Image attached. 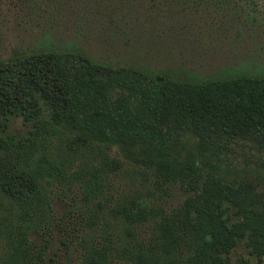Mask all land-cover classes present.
<instances>
[{
  "label": "trees",
  "instance_id": "16d2710c",
  "mask_svg": "<svg viewBox=\"0 0 264 264\" xmlns=\"http://www.w3.org/2000/svg\"><path fill=\"white\" fill-rule=\"evenodd\" d=\"M5 2L73 33L88 20L113 40L127 29L125 45L132 28L154 47L200 21L222 27L219 16L264 34V0ZM263 260L264 72L179 76L76 46L0 57V264Z\"/></svg>",
  "mask_w": 264,
  "mask_h": 264
},
{
  "label": "rangeland",
  "instance_id": "374dc122",
  "mask_svg": "<svg viewBox=\"0 0 264 264\" xmlns=\"http://www.w3.org/2000/svg\"><path fill=\"white\" fill-rule=\"evenodd\" d=\"M125 13L128 19L133 15L131 12ZM54 14L53 19H46L48 15L43 16L39 10L7 2L0 4V57L46 46L60 49L76 46L97 61L140 64L154 71L167 67L179 76L206 77L223 69L234 68L264 72V48L261 46L264 44V34L256 38V35L236 28L233 23L229 26L230 22L222 21L220 16L217 20H221L222 27L214 26L212 30L200 21L199 28L189 30L192 35L186 34L183 27L174 30V36L180 42L171 43L156 38L152 47L148 42L145 46L143 36L142 41L141 36L136 37L135 28L131 30L133 43L130 41L125 45L126 36L122 33H128L127 29L113 34V40L103 29L97 28V22L88 20L85 27L73 33L72 29L67 28L65 19H58V14ZM184 23L181 22V25L184 26ZM47 27L50 34L45 39ZM26 128L19 118L11 119L9 129L12 133H22ZM180 197L176 190H172L164 199V206L169 207ZM54 206L60 207V202H55Z\"/></svg>",
  "mask_w": 264,
  "mask_h": 264
}]
</instances>
